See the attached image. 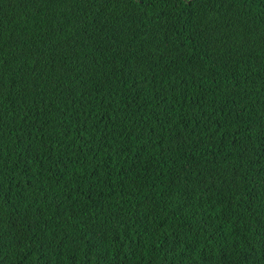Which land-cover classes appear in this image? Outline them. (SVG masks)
Instances as JSON below:
<instances>
[{
    "label": "trees",
    "instance_id": "trees-1",
    "mask_svg": "<svg viewBox=\"0 0 264 264\" xmlns=\"http://www.w3.org/2000/svg\"><path fill=\"white\" fill-rule=\"evenodd\" d=\"M0 264H264V0H0Z\"/></svg>",
    "mask_w": 264,
    "mask_h": 264
}]
</instances>
